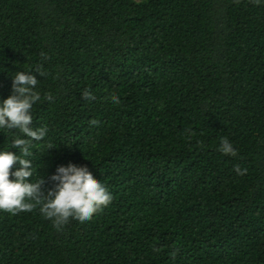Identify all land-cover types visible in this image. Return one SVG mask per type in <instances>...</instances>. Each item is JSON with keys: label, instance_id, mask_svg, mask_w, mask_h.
<instances>
[{"label": "trees", "instance_id": "16d2710c", "mask_svg": "<svg viewBox=\"0 0 264 264\" xmlns=\"http://www.w3.org/2000/svg\"><path fill=\"white\" fill-rule=\"evenodd\" d=\"M41 65L33 181L72 163L112 201L61 229L0 212V264H264V4L0 0V100Z\"/></svg>", "mask_w": 264, "mask_h": 264}, {"label": "clouds", "instance_id": "9594fccd", "mask_svg": "<svg viewBox=\"0 0 264 264\" xmlns=\"http://www.w3.org/2000/svg\"><path fill=\"white\" fill-rule=\"evenodd\" d=\"M254 2L257 5L264 4V0ZM40 55L42 60L48 59L45 53ZM42 68L41 65L35 69H21L10 73L11 95L0 100V134L8 132L6 142L10 145L8 148H0V212H31L38 206L39 212L51 220L55 228L61 229L70 220L79 223L89 221L94 214L108 207L112 194L104 184L94 179L87 167L72 163L56 167L55 173L48 177L52 187L47 191L44 189V176L33 181L31 150L34 145L45 139L48 129L45 126H33L32 109L42 99H53L50 92L42 95L37 90L41 82L36 76L44 78L47 75ZM4 71L0 68V72ZM81 98L95 100L88 88L82 91ZM111 102L119 104L120 97L113 96ZM96 123L97 121H90L92 125ZM12 148L16 149L19 155L9 151ZM218 151L226 156L237 155L233 144L226 137L221 138ZM14 165L17 167L12 170ZM234 171L237 175L247 173L246 168L239 166H236Z\"/></svg>", "mask_w": 264, "mask_h": 264}]
</instances>
